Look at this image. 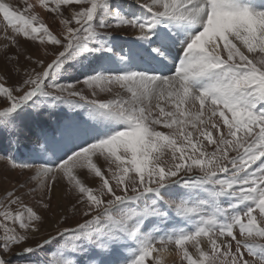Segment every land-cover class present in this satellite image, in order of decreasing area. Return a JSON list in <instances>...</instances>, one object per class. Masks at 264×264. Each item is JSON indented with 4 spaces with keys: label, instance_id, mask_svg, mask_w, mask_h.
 Returning <instances> with one entry per match:
<instances>
[{
    "label": "snow or ice",
    "instance_id": "1",
    "mask_svg": "<svg viewBox=\"0 0 264 264\" xmlns=\"http://www.w3.org/2000/svg\"><path fill=\"white\" fill-rule=\"evenodd\" d=\"M20 2L0 0L5 39L36 42L16 83L0 70V264H160L168 245L264 264V0Z\"/></svg>",
    "mask_w": 264,
    "mask_h": 264
},
{
    "label": "rangeland",
    "instance_id": "2",
    "mask_svg": "<svg viewBox=\"0 0 264 264\" xmlns=\"http://www.w3.org/2000/svg\"><path fill=\"white\" fill-rule=\"evenodd\" d=\"M6 1L7 2L12 1L11 4H13L14 6H16L18 8L23 7L20 0H9V1L6 0ZM76 7H78V6H76ZM44 12H45L44 19L46 20V22H48L51 26L55 27L56 21L53 20L52 14L47 13L45 10H44ZM5 28H6V21L3 20V16H2V14H0V70H3L4 74H6L8 76V83H9V85H11V84L16 83V81L18 79V76L16 74V67H18V65H15V62H10L9 57L12 55H15L17 53V51L20 52L21 57H23V55L26 53L35 52L36 51V42L26 41L23 37H18L20 48L17 49L15 47L11 46L9 41L5 39L6 35L7 36L13 35L12 29L10 27H7V31H5ZM5 45H8L7 51H5ZM48 47H49V49L52 48L51 45H49ZM41 55H43V52H41ZM20 63L23 64V63H25V61L23 59H21ZM84 87L85 86L82 84L77 85V89H81ZM85 94L90 95L87 91H85ZM97 98L98 99H109L112 97L110 94H100V96ZM73 99H76V98H73ZM64 111L66 112L67 109H64ZM159 130L163 131L165 133H168L170 131L169 129H164V128H160ZM94 161H96V158H94ZM98 166H101L102 170H106V166L104 165V163L102 161L98 164ZM0 172L3 173V175L0 176V183H3V185L5 187H7L9 185L10 177L12 176V173L8 171L7 162L2 160V159H0ZM106 175H108L109 178L111 177V173L106 172ZM98 181H99L98 177H93V178H89L87 180V183L92 185V186H97ZM11 182L14 183V180ZM56 188L57 189H55V191L53 193V203H56L57 201H59V202L61 201L62 203L67 201L69 199V196L66 192V189L62 185H57ZM57 191H58V193H57ZM61 199H63V200H61ZM68 208L69 209L71 208L70 204L68 205ZM60 210H62V209H60ZM61 213H63V212H61ZM43 215L45 217L43 231L44 232L51 231L53 227L51 228L48 225L54 223V216L51 212H43ZM66 223L69 225L73 224V214L71 213V211H69L67 213ZM40 239H41V237L37 236L36 240H30L28 243L30 245H32V244H35ZM186 247H188L189 251L192 252L193 247L191 244L186 245ZM168 249L175 252V253H180V255L182 254L181 252H179L178 250L175 249L174 245H168ZM18 251H19V249H15L13 254H11L7 257L8 259H10L12 261V264H18L19 261L24 259L23 257H20L16 254ZM181 260H182V262L180 264H186V261L183 260L182 255L180 257V261ZM148 264H152V261L149 260Z\"/></svg>",
    "mask_w": 264,
    "mask_h": 264
},
{
    "label": "bare ground",
    "instance_id": "3",
    "mask_svg": "<svg viewBox=\"0 0 264 264\" xmlns=\"http://www.w3.org/2000/svg\"><path fill=\"white\" fill-rule=\"evenodd\" d=\"M9 1V0H8ZM7 2V1H6ZM9 3H12V1L11 2H9ZM15 3V2H14ZM37 11H39L40 12V14H41V16L44 18V14H45V12H44V10H42V9H37ZM57 189V188H56ZM57 193H58V191H57ZM62 197V196H61ZM61 200H63V199H61ZM61 202V201H60ZM62 203V202H61ZM60 212H63V209L62 210H59ZM49 218V217H48ZM48 226H50L51 228L52 227H55V223H52V224H50V225H48ZM191 253H193V255H195V249L193 248V250H192V252ZM182 255V254H181ZM181 255H180V253H175V252H173V251H171V250H169L168 249V251L167 252H163V253H154L153 254V258L154 259H159L160 260V264H180L181 262H182V260L180 261V257H181ZM152 261V260H151Z\"/></svg>",
    "mask_w": 264,
    "mask_h": 264
}]
</instances>
